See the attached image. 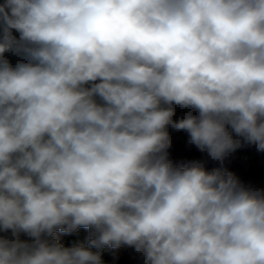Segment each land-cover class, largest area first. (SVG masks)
<instances>
[{"label": "clouds", "instance_id": "1", "mask_svg": "<svg viewBox=\"0 0 264 264\" xmlns=\"http://www.w3.org/2000/svg\"><path fill=\"white\" fill-rule=\"evenodd\" d=\"M169 127L203 159L174 162ZM245 145L264 153V0L0 3V264H264V189L225 169Z\"/></svg>", "mask_w": 264, "mask_h": 264}, {"label": "trees", "instance_id": "2", "mask_svg": "<svg viewBox=\"0 0 264 264\" xmlns=\"http://www.w3.org/2000/svg\"><path fill=\"white\" fill-rule=\"evenodd\" d=\"M3 0H0L2 3ZM18 36V33H14ZM8 58L13 62L10 54ZM173 135V133H171ZM214 163L212 167H217ZM211 167V168H212ZM226 171L234 173L239 181L244 185H250L264 189V153H258L254 146H243L232 154L225 161ZM260 170V175L256 174V171ZM11 232L0 233V235L10 236ZM21 237H25V234H21ZM20 237V238H21ZM89 239V230L81 227L77 232L68 234L63 242L65 247H72L80 244L87 245ZM93 251L101 252V259L103 264H117L113 258L112 248L105 247L102 250L93 248ZM136 264H142L139 256L135 255Z\"/></svg>", "mask_w": 264, "mask_h": 264}, {"label": "rangeland", "instance_id": "3", "mask_svg": "<svg viewBox=\"0 0 264 264\" xmlns=\"http://www.w3.org/2000/svg\"><path fill=\"white\" fill-rule=\"evenodd\" d=\"M12 60L16 61V58L11 56ZM187 111H190V109H183L180 107L176 108V115L173 117L174 120H178L181 118ZM171 139H172V145L169 149L170 158L176 162V163H186L190 160H200L203 159V154H201L199 151L196 150L194 146H189L187 143L188 135L187 133L183 131H176L169 127L168 129ZM173 133V135L171 134ZM216 163L215 165L219 167V163L215 161L209 160L206 164L207 170H212L214 167L212 165ZM212 167V168H211ZM261 171L257 170L256 174L260 175ZM68 234L56 232L52 237H49L48 239L51 240H59L61 244H63L66 236ZM29 238L25 235V237H21V240H28ZM64 245V244H63ZM112 254L114 260L117 262V264H136L135 261V255L136 253L134 250L127 246H121L117 249H112Z\"/></svg>", "mask_w": 264, "mask_h": 264}]
</instances>
